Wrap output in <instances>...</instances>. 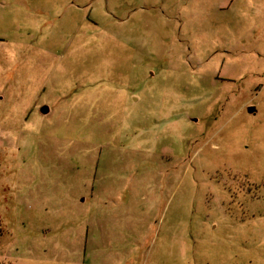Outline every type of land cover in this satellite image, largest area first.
<instances>
[{"label":"rangeland","instance_id":"obj_1","mask_svg":"<svg viewBox=\"0 0 264 264\" xmlns=\"http://www.w3.org/2000/svg\"><path fill=\"white\" fill-rule=\"evenodd\" d=\"M1 1L0 264H264L241 0Z\"/></svg>","mask_w":264,"mask_h":264},{"label":"crops","instance_id":"obj_2","mask_svg":"<svg viewBox=\"0 0 264 264\" xmlns=\"http://www.w3.org/2000/svg\"><path fill=\"white\" fill-rule=\"evenodd\" d=\"M4 2H0V6L4 10ZM236 22L232 23V32L234 33L241 26V34L235 38L236 47L248 48L245 42L261 41V47H264V0H241L239 7L236 8ZM1 11L0 17L5 15ZM232 36V33H231ZM3 83L0 82V88ZM8 101V100H7ZM5 103L4 98L0 97V105Z\"/></svg>","mask_w":264,"mask_h":264},{"label":"water","instance_id":"obj_3","mask_svg":"<svg viewBox=\"0 0 264 264\" xmlns=\"http://www.w3.org/2000/svg\"><path fill=\"white\" fill-rule=\"evenodd\" d=\"M254 111H255V108H254V107H249V108H248V112H249V113H253ZM48 112H49V110H48L47 107H43V108L41 109V114H43V115H46Z\"/></svg>","mask_w":264,"mask_h":264}]
</instances>
